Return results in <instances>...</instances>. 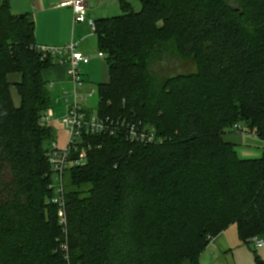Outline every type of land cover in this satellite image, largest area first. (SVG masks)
<instances>
[{"label": "trees", "instance_id": "trees-1", "mask_svg": "<svg viewBox=\"0 0 264 264\" xmlns=\"http://www.w3.org/2000/svg\"><path fill=\"white\" fill-rule=\"evenodd\" d=\"M139 1L96 22L110 75L97 112L165 142L89 139L86 165L68 170L67 259L49 189L55 133L41 121L56 62L37 51L34 19L0 0V264H199L232 224L245 243L264 237V151L241 159L224 138L245 125L264 141V0H239L242 13L227 0ZM171 59L196 70L163 77L154 67Z\"/></svg>", "mask_w": 264, "mask_h": 264}, {"label": "built area", "instance_id": "built-area-1", "mask_svg": "<svg viewBox=\"0 0 264 264\" xmlns=\"http://www.w3.org/2000/svg\"><path fill=\"white\" fill-rule=\"evenodd\" d=\"M60 7H70L74 14V23H88L91 30L96 32V22L88 19V0H69L59 5ZM44 59L49 57L68 55L69 70L68 78L73 84V93L68 94L71 98L67 114L61 123L68 131V141L66 146L61 147L57 140L50 144L48 158L51 166L49 189L53 193L52 203L59 209V222L62 230L67 233V203L65 175L66 172L74 166H85L88 161L89 152L94 145L89 141L91 138L99 136H117L123 135L131 143L154 145L163 144L165 138L161 137L155 127L148 126L142 122H132L126 118H113L110 116H101L97 108L87 110L89 98L94 96V91L84 93L85 81L80 70L81 64H88L91 57L77 51L75 44L67 47L36 46ZM98 57L105 58L103 52L98 53ZM67 98V99H68ZM53 110H49L41 119L44 124H50L53 117ZM237 132H243L242 126L237 125ZM257 247L264 246V237H256ZM64 252L68 253L67 245L64 246Z\"/></svg>", "mask_w": 264, "mask_h": 264}, {"label": "crops", "instance_id": "crops-1", "mask_svg": "<svg viewBox=\"0 0 264 264\" xmlns=\"http://www.w3.org/2000/svg\"><path fill=\"white\" fill-rule=\"evenodd\" d=\"M68 1L69 0H10V6L14 15L23 16L27 14L34 19L36 26L35 39H36V44L38 46L41 45V46L64 48L70 44H75L77 51L82 52L85 55L91 57L90 62H92L93 60L99 61V59H101L98 57V53L100 52V50L98 53L92 56V54L90 53V51H88L87 48L88 40L94 34L97 37V39L98 36L96 35V33H94L91 30L87 22L79 23V24L74 23V14L70 7L59 6L61 3ZM116 1L119 2L121 7L120 0H88V19L97 22L101 19L112 18L111 15L108 14L113 9V5H115ZM98 46H99V41H98ZM52 58L56 62L55 65L47 68L43 73L44 78L48 83V85L53 84V86L56 88L58 82L64 84L66 83L72 84V82L68 78L69 56L64 54ZM82 76L85 81L83 92L86 94L90 92L89 82L83 73ZM20 79H21L20 74L19 77L15 79V82H13L10 78L12 85L14 84L15 86L20 81ZM66 101L69 105V102H71V98L69 97ZM14 104L16 106H19L21 104V98L16 102L14 100ZM88 106H86L87 110L91 109ZM67 109H66V114H67ZM52 110L54 114L53 107ZM54 133L56 136V140L60 144L59 137L57 136L55 131ZM68 136H69L68 131L65 129V140H64L65 146L68 141ZM227 233L228 232L225 230L223 233L218 235L210 242V244L202 252L199 259V264H235L234 249L232 248V245H230L231 242L234 241L233 239L234 236L232 237L228 236ZM236 234H237V239L239 241L237 245L234 243V246H236L235 249H237L238 246H241L239 244L247 245L253 243V239L250 240L248 243L241 241L238 228ZM254 248L256 250H260L263 249L264 246L259 248L256 246L254 242ZM260 260L264 261V256L258 255L256 257V264Z\"/></svg>", "mask_w": 264, "mask_h": 264}, {"label": "rangeland", "instance_id": "rangeland-1", "mask_svg": "<svg viewBox=\"0 0 264 264\" xmlns=\"http://www.w3.org/2000/svg\"><path fill=\"white\" fill-rule=\"evenodd\" d=\"M134 11L139 12L142 8V5L139 0H130ZM228 5L235 10L238 13L243 12V5L242 2L239 0H227ZM123 11L120 7V4L118 1L115 2V5H113V9L109 12L108 15H111V17H116L119 15H123ZM95 34L88 40V51L93 55L99 52V46L98 41ZM154 68H156L157 72L160 73L163 77L167 76H173V75H179V74H187L190 72H194L196 70V66L193 61L191 60H180V59H171L167 62H160V64H157ZM81 72L85 75L86 79L89 82V91H94V96L89 99L88 107L96 110L97 106L99 105V94H98V86L100 84H106L110 80V75L108 71L107 63L105 62V59H99V61L93 60L89 64H82L80 66ZM19 77V74L15 73L11 75V80L15 82V79ZM50 93L52 97V107L54 109V115L52 117V120L50 122V125L54 131L56 132L57 136L60 139V146L64 147L65 143V128L62 125L61 121L66 115V109L68 107L67 98L68 94L70 95L73 93V85L71 83H60L58 82L56 88L53 86V84L49 85ZM12 91L11 94L13 95V101H18L20 99V95L18 92L17 87L13 84L11 87ZM16 89V90H15ZM68 93V94H67ZM17 99V100H16ZM245 127V125H241ZM153 127V126H152ZM225 139L233 142L236 145V151L238 156L241 159H259L263 156L264 151V141L261 140L255 133H251L249 131H243V132H229L224 136ZM54 139L56 140V136L54 135ZM70 180V175L68 174V171L65 175V188L66 185H68ZM58 215H59V209L57 208ZM68 215V208L67 213ZM59 217V216H58ZM228 236H234V241L231 242L230 245H232V248L234 249L235 254V264H256V257L264 256V248L260 250H256L254 248V242L251 244H239L241 246H238L237 249H235L236 246H234V243L238 244L237 239V225L232 224L230 225L227 230ZM255 238V237H254ZM60 240H61V249L62 252L64 251V246L67 245L69 250V239L68 234L64 232V230H61L60 233ZM254 240V239H253ZM65 257L68 259L69 253H65ZM210 258V257H209Z\"/></svg>", "mask_w": 264, "mask_h": 264}]
</instances>
